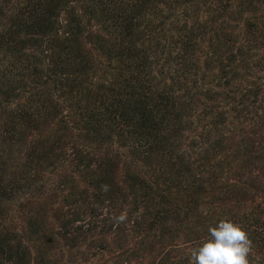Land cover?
<instances>
[{
  "label": "trees",
  "instance_id": "obj_1",
  "mask_svg": "<svg viewBox=\"0 0 264 264\" xmlns=\"http://www.w3.org/2000/svg\"><path fill=\"white\" fill-rule=\"evenodd\" d=\"M16 1L20 6L14 27L0 34V264H27L29 256L13 227L4 226V221L13 224L9 205L18 202L20 232L24 226L41 243L46 240L43 207L55 196L54 189L69 190L64 196L73 205L54 234L73 239L95 230L117 245L129 241L113 264H191V258L176 257L161 246H172L166 242L180 236L200 246L208 228L223 218L241 224L252 242L264 240V227L251 224V215L223 212L229 198L226 189L216 185L212 159L213 153L223 152V141L233 130L226 111L216 104L214 111L199 107L198 116L214 113L194 134L205 146L195 153L190 151L194 140L183 142V132H194L197 122L190 119L199 101L194 95L210 99L207 90L199 92L196 76L191 78V56H171L167 49L160 58L164 44L157 53L160 42L152 35L163 26L150 19L152 0H86L85 8L102 17V34L94 37L103 43L110 69L105 73H113L110 81L86 73L94 67L80 44L83 27L78 16L64 10L66 0ZM34 48L45 62L33 56ZM243 89L239 96L246 103L239 102L237 112H246L251 103V89ZM64 94L65 114L57 118L56 97ZM243 155L251 160L250 150ZM64 162L90 176L94 201L89 211L83 201L73 199L76 194L66 181L44 187L40 172L59 169ZM22 194L24 203L19 201ZM121 214L126 218L118 221ZM160 252L163 261H153ZM47 253L41 247L35 263L55 264Z\"/></svg>",
  "mask_w": 264,
  "mask_h": 264
},
{
  "label": "rangeland",
  "instance_id": "obj_2",
  "mask_svg": "<svg viewBox=\"0 0 264 264\" xmlns=\"http://www.w3.org/2000/svg\"><path fill=\"white\" fill-rule=\"evenodd\" d=\"M66 2L65 12H69L75 18L78 16L83 27L80 44L87 58L91 60L90 65L94 67L92 72L88 69L86 73L88 75L95 73L98 77L110 81L113 73L108 75L105 73L110 69L106 66L105 54L102 53L103 43L94 37L95 34H102L101 15L97 10L89 12L85 8L88 4L86 0ZM121 2L132 4L134 0ZM150 3L152 7H149V12H153L151 21L156 24L161 22L163 26L161 30L163 33L152 35L158 37L157 40L160 42L157 53L164 44L162 48L164 54L161 53L160 58L167 55L165 53L167 49L171 56L175 53L191 56L189 60V70L193 73L191 78L196 76L195 83L199 92L207 90L210 99L205 100L203 94L194 95L199 101L195 102L196 111L190 119H196L197 122L194 132L189 130L183 132L185 134L183 142L188 144L194 140L190 144V151L195 153L200 147L205 146L194 134L199 133L200 122L202 124L210 120L214 113L205 114V117L198 116L199 107L202 106L203 109L208 107L214 111L217 110L216 104L218 110L226 111L225 119L231 122L228 126L232 125L233 130L229 134L230 138L223 141V152L213 153L212 159L214 164L212 174L217 180L216 185L221 186L220 189L225 188L229 198L224 202L223 212L226 216L251 215V224L264 227V0H152ZM19 6L20 3L16 0H0V34L14 27L17 20L15 12ZM167 40H170L168 47L165 44L169 42ZM24 51L29 52L27 48ZM32 53L38 60L41 59V62L46 61L39 48H34ZM47 54L49 55V52ZM39 68L45 71L43 64H39ZM44 74L39 75L40 80H43ZM244 86L251 89V103L246 105V112H237L239 102L246 103L244 98L239 96V93L244 91ZM234 89L237 90L230 91ZM231 97L235 99L234 102L229 100ZM65 99V94L56 97L59 105L57 113L60 111L57 118H62L65 114L67 104ZM230 106H234L232 108L235 110L231 111ZM46 132L47 130H42L40 133ZM70 134L74 136V129L70 130ZM31 135L35 136L34 133ZM28 139L29 136L26 137V140ZM66 147H63V150ZM246 150L251 151V160L243 155ZM64 163L59 169L57 167L61 164L60 161L54 169L45 168L40 172L44 187H55L59 181H66V185L72 186L70 192L76 194L73 199L76 202L83 201L85 203L83 208L89 211L94 201L91 197L92 187L87 183L90 176L77 173L71 162L70 165ZM130 169L131 172L132 164ZM117 171L121 172L119 168ZM144 178L149 180L147 174ZM158 188H162L161 185H158ZM67 191L69 190L54 189L52 193H55V196H51V200L43 207L46 212L44 217L46 240L41 243L33 240L34 235H29L24 226L22 233L20 232L19 226L22 224L16 221V215L20 213L18 202L9 205L12 210L7 213L13 216L11 217L13 224L9 226V223L4 221V226L13 227L14 236L17 234L22 244L27 246L29 254L27 264H36L40 248L43 246L55 264H113L117 259V251L128 245L129 241H119L121 245H117V240L110 241L111 236L106 234L96 235L95 230L77 235L73 239L54 234L65 219L66 210L73 208L64 196ZM231 194L235 197H231ZM43 197L40 198V202L43 201ZM24 198L22 194L19 201L24 203ZM6 217L8 219V215L5 219ZM188 239L186 236H180L166 242L172 246L161 248L173 250L171 255L175 254L176 257L183 255L191 258V250L198 246L190 244ZM252 244L253 251L249 257L251 264H264V240ZM153 261H163L161 252Z\"/></svg>",
  "mask_w": 264,
  "mask_h": 264
},
{
  "label": "clouds",
  "instance_id": "obj_3",
  "mask_svg": "<svg viewBox=\"0 0 264 264\" xmlns=\"http://www.w3.org/2000/svg\"><path fill=\"white\" fill-rule=\"evenodd\" d=\"M126 214L117 219L123 221ZM209 236L191 250V264H251L253 244L247 231L229 218L208 228Z\"/></svg>",
  "mask_w": 264,
  "mask_h": 264
}]
</instances>
